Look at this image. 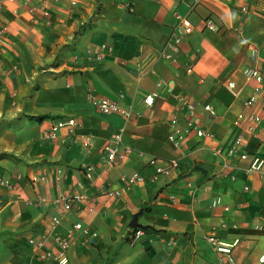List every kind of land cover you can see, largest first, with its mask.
I'll use <instances>...</instances> for the list:
<instances>
[{"label": "crops", "instance_id": "crops-1", "mask_svg": "<svg viewBox=\"0 0 264 264\" xmlns=\"http://www.w3.org/2000/svg\"><path fill=\"white\" fill-rule=\"evenodd\" d=\"M0 1V200L7 202L0 264H55L38 259L28 239L48 231L59 215L55 200L76 193L85 199L61 216L57 231L80 221L97 235L75 232L67 264H216L222 255L207 241L211 234L234 242L238 264H264V167L247 172L242 150L229 153L243 134L245 153L264 157V82L244 75L246 68L264 73V0H58L42 6L46 16L39 0ZM185 17L191 33L176 51L166 49L172 58H157ZM229 81L241 89L237 96ZM153 93L148 106L143 99ZM252 94L258 98L251 110L261 120L247 133L235 119ZM181 95L197 104L193 120L207 135L191 132L175 147L170 118L184 127L176 109ZM100 98L116 100L130 117L102 114ZM56 117L78 124L41 140ZM118 130L133 151L106 167L99 145ZM151 158L176 160L177 176L155 174ZM134 172L147 179L122 178ZM216 195L221 204L213 207ZM135 213L155 232L131 245ZM46 241L57 249L53 232Z\"/></svg>", "mask_w": 264, "mask_h": 264}, {"label": "built area", "instance_id": "built-area-1", "mask_svg": "<svg viewBox=\"0 0 264 264\" xmlns=\"http://www.w3.org/2000/svg\"><path fill=\"white\" fill-rule=\"evenodd\" d=\"M11 2H16L18 0H8ZM24 2H29L30 0H23ZM39 4L41 5V13L46 16L48 14L46 9H43L42 6L58 2V0H39ZM2 2L0 1V7ZM264 10V5L261 7ZM36 6L31 8V12H36ZM205 25L208 28H213V22L207 20ZM4 29H0V38L3 35ZM192 31V25L190 21L185 18H180L176 26L173 28V31L169 35L165 47L162 51L157 54V58H172V54L170 51H176L179 47L180 41L183 36L190 34ZM169 50H166V49ZM101 49L110 50L111 47L106 44H101ZM89 52V51H88ZM96 58L100 60L102 58L101 55H97ZM141 73H145L146 71L141 70ZM244 75L247 79H252L258 83L264 82V73L259 71L256 68H246L244 70ZM161 82L157 83V86H160ZM227 89L234 95L237 96L241 89L238 88L234 82L229 81L226 84ZM255 90H258L256 87ZM155 93L148 94L144 97L143 102L151 106ZM258 96L256 94H252L249 96L242 105L241 111L237 114L235 119V124L238 126H242L247 133H252L254 129L258 126L261 120V116L251 109L256 102ZM264 98V97H263ZM179 105L177 106V110L181 111L183 114L184 127H181L178 124V117L176 115H172L170 118V124L173 128L172 134L169 136L171 143L175 147H179L180 143L187 137L191 132L194 133L197 137H204L207 133L200 127H198L193 120V116L196 110L197 104L191 101L188 97L181 95L178 97ZM96 107L102 114L109 113H119L124 118L128 119L130 117V111L123 109L119 106L116 100H111L108 98H100L96 102ZM205 111L213 112L210 105L203 106ZM77 121L74 117H56L52 119L51 125L49 129L43 132L40 136L43 141H53L57 138V135L61 129H66L68 132H72V130L77 126ZM81 143L83 146L91 145V136H84L81 139ZM244 135L238 134L234 139L233 144L229 148V153H234L235 151L241 149V153L239 154V158L248 161V166L246 167L247 172H257L261 174L262 169L264 167V157L258 155L248 156L244 151ZM98 151L101 154L102 160L106 167L114 166L115 164L122 161L129 154L132 153V148L123 143L122 140V131L118 130L113 135H111L108 139L103 141L99 145ZM149 164L154 166L155 174H162L167 177L175 178L177 176V167L178 163L176 160H167L161 161L156 158H151L149 160ZM85 176L87 178H91L92 176V166H88L86 168ZM123 179H127L130 183L135 182H144L147 177L140 175L138 172H134L129 176H123ZM43 179V178H42ZM2 182V181H1ZM246 189V187H245ZM104 193L108 195H118V191H105ZM85 199L83 194H64L55 200V204L58 206L59 215L52 216L50 219V225L48 231H44L38 235V237H30L28 242L31 244L34 250L35 256L40 260H45L49 262H53L55 264H67V250L72 244V238L75 232H79L84 238H94L97 233L94 230H91L88 226L83 225L80 221L73 223V225L66 230L64 234L58 233L57 229L61 223V216L70 212L73 206L76 203H81ZM7 204V202L0 200V210ZM221 204V197L219 195L213 196L211 199V206L216 207ZM227 209V207H224ZM224 226V225H221ZM54 233V240L57 245V249H50L47 245V235L49 233ZM144 233L141 229L132 228L129 235L128 241L131 245L137 242V240ZM207 241L211 244L215 252L220 253L222 258L216 264H238L232 255V249L234 246V242L228 243L223 240L218 239L214 234H211L207 237ZM259 261H264V252L259 258Z\"/></svg>", "mask_w": 264, "mask_h": 264}, {"label": "trees", "instance_id": "trees-1", "mask_svg": "<svg viewBox=\"0 0 264 264\" xmlns=\"http://www.w3.org/2000/svg\"><path fill=\"white\" fill-rule=\"evenodd\" d=\"M44 118H46V116H45V115H41V116H38V117L36 118V120H42V119H44ZM134 229H141V230H143L144 232H145V231L155 232V230H154L153 228H151V227H149V226H145V225H139V224H138V226L135 227Z\"/></svg>", "mask_w": 264, "mask_h": 264}, {"label": "water", "instance_id": "water-1", "mask_svg": "<svg viewBox=\"0 0 264 264\" xmlns=\"http://www.w3.org/2000/svg\"><path fill=\"white\" fill-rule=\"evenodd\" d=\"M138 214H139V213H135V214H133L132 219H131V221H130V223H129V226H130V227L135 228V227L138 226V222H137V216H138Z\"/></svg>", "mask_w": 264, "mask_h": 264}]
</instances>
